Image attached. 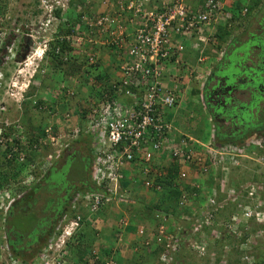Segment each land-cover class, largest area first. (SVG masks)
Listing matches in <instances>:
<instances>
[{
    "label": "built area",
    "instance_id": "1",
    "mask_svg": "<svg viewBox=\"0 0 264 264\" xmlns=\"http://www.w3.org/2000/svg\"><path fill=\"white\" fill-rule=\"evenodd\" d=\"M98 1L99 11L82 13L80 23L73 25V33L66 38L69 39L70 45L77 49L75 52L82 55L86 64L95 62L96 51H89L83 46L84 43L91 48L101 44L117 49L121 56L117 66V78L109 89L101 91L88 106V115L80 131L76 127H71L69 132H58V130L55 132L51 129L52 124H48L43 130L45 135L40 137L36 144L49 146L57 156L68 144L65 138H76L79 132L89 136L93 148L90 175L99 190L87 192L84 197L78 195L83 203L88 204L86 211L89 212L96 211L100 205L110 201L124 204L130 201L128 190L121 184L125 171L139 169L142 177L141 185L146 189H159L160 183L157 179L164 174V171L156 166L153 167V162L162 156L177 165L176 177L185 179L190 173L200 175L204 172L206 159L211 161L210 164H216L218 159L223 160L227 156L238 157L243 153L242 148L237 145L229 149L217 148L212 146L209 139L201 143L175 137L167 113L176 105L177 86L176 84L165 86L162 83L165 61L172 60L181 64L177 53L183 49L186 42L198 53H203L204 48L208 47L209 51L218 58L222 55L224 44L218 43L215 28L228 27L231 18L229 9L233 8L231 5L234 0ZM69 2L70 0H38V8L41 12L26 27L19 23L17 15H0V89L14 87L15 74L20 69L33 64L36 67L37 60L33 57L34 53L39 59L43 57V52L54 32L51 25L57 21L64 22L63 12L68 8ZM57 10L62 16L55 15ZM239 13L244 15L246 7H242ZM81 23L82 29L79 28ZM22 38L34 43L35 48L32 51L26 49L22 60H16L18 51L21 52L24 47ZM11 62L15 63L17 70L9 71L6 68ZM6 72H9L8 77L4 76ZM72 92V89H63V86H60L57 97H61V93L67 97ZM118 94L128 97L125 105H121L120 100L115 97ZM2 109L4 107L1 106L0 110ZM72 116V112L63 114L65 121H70ZM18 158L23 159L22 155ZM194 185L199 187L197 184ZM251 186V190H246V196L254 199V203L250 208L248 205L243 207L236 214L237 216H231V222L225 226L232 225L233 228L242 219L254 217L258 220L264 217V201H260L258 194L253 193L254 186H258L255 183ZM214 189L213 187L206 189L207 200L198 208L203 222L199 216H196L189 226H176L173 234L166 233L162 225L156 226L152 243L163 245V251L159 254L162 262L169 261L171 255L177 251L180 240H186L187 245L195 250L205 247L204 239L197 243L193 236L199 231L200 237L202 235L200 230L211 222L213 210L225 204L217 203ZM1 192L0 189V196L7 193ZM225 192L229 200H233L235 194L239 195L241 191L230 188ZM2 199L0 197V207L3 206ZM187 203L185 196L180 195L178 204L183 207ZM78 217L79 215L67 222L68 225L65 227L61 226V234L58 236L60 239L57 237V241L63 243L61 237L65 238L71 233L77 225ZM181 217L187 218L184 214H181ZM142 232V228L137 231L139 235ZM52 245H54L53 241L48 242L29 264L58 263L59 260H54L56 257H52L54 251ZM144 245H150V242L146 240ZM3 248L5 249L0 246V251ZM2 264L19 263L10 257L3 260ZM101 264H113V262L104 259Z\"/></svg>",
    "mask_w": 264,
    "mask_h": 264
},
{
    "label": "trees",
    "instance_id": "2",
    "mask_svg": "<svg viewBox=\"0 0 264 264\" xmlns=\"http://www.w3.org/2000/svg\"><path fill=\"white\" fill-rule=\"evenodd\" d=\"M2 1L3 0H0V13H5V4H3ZM81 1L83 0L70 1L69 4L71 9L66 14L64 13V22H58V25L53 32L52 38L48 42V48L44 56V58L47 57L46 65H44L46 70L48 69L49 73L47 74L53 77L55 83L61 82L60 86H63V89L71 87L73 88L74 85V92H72L70 96L76 94V90L78 92H81L80 88L82 87V85H80L79 83L73 84L70 75L77 73L78 70H82L84 73L87 72V69L84 68L85 62L82 55H79L77 52H75L77 49L72 47L70 45L69 39L66 38L67 35H71L73 33V25H75L76 23H80V15L83 13V11H86V7L83 5L87 0H84L81 7H77V5H75L76 3H80ZM24 3L29 13H27V11L24 9L23 11H20L19 15H26V13L29 15H33L41 12V10L38 8V0H25L23 1L22 5H24ZM92 3L93 0H90L89 4L92 5ZM231 6L233 8L229 9L231 12V18L228 27H222L217 32V35L219 37L218 39L220 41L223 42L227 39L225 47H223L222 55L219 60L216 61L212 66L209 75L204 80L202 90L198 91L194 88L192 89V94H196L197 96L199 95L200 102H202L204 109H207L210 115L214 132L211 143L212 146L217 148L225 147V149H229L237 145L242 148V151L244 153L248 152L253 156H258L261 150L257 148L258 150L256 149L255 153L253 151L250 152V148L253 150L255 146H253L252 143L244 142L250 136L256 135L257 132H262L264 130V85L260 82L264 81V48L261 49L262 47L260 45L251 44L249 49L250 52L245 53H243L242 50L237 51L235 50V48L242 47L245 41L248 40L247 37L253 34L252 31L247 32L252 23L256 22V25H258L257 28L262 27V29H264V0H234ZM242 7H246V13L244 15H241L239 13ZM74 8L75 10L78 9L80 11L74 14ZM88 10L89 9L87 8V11ZM55 15L57 17H60L61 14L59 10L55 11ZM261 22H263V25L260 26ZM79 25V28L82 29V23ZM242 25L243 29L240 31V35H235L234 30L239 29L240 27H242ZM241 35H245V38L243 40L239 39ZM256 35L264 40V31L263 33ZM234 44L235 46L233 48L231 45ZM83 46L87 47V44L84 43ZM231 51H236L235 53L232 52L235 59H225V56H227L228 54L230 55ZM252 53L254 54V58H248L247 55ZM231 65L233 66V68H235L233 72L227 71V69ZM240 66L247 68V71H245V68L240 69ZM236 68L240 69V75L238 72H236ZM39 76L40 74L38 73L34 75V82L39 79ZM104 76L105 75H100L98 73L95 74V79L97 82H101L106 89L107 76ZM230 78H232V82L229 81ZM199 81L201 80L199 79ZM34 82H32L30 87H34ZM67 85H69L70 87H67ZM60 86L58 87L60 88ZM101 89L103 88L91 87V89H89L90 94L88 95L90 97L97 98L100 94ZM87 91L88 90H86V92ZM238 93L241 96L247 94V97L243 96V99L235 97V94ZM31 94L32 93L30 90L26 91L24 94L26 98H24L22 101V104L25 105L23 111L29 110L32 106L35 108H38L39 106L40 108H43V106H41L42 102L40 100H35L36 102L33 103V105L30 104L31 100L27 99V97ZM117 96L115 97L119 99V97ZM64 100L65 98L61 101L64 102ZM52 102H56V98L52 99ZM246 105L249 108H245ZM52 110L53 109H51V111H48L50 118L54 117V115L51 116ZM242 111H245L250 119H245ZM71 112L72 114L74 113L73 110ZM35 115L37 114L35 113ZM87 115V109L83 108L81 110H78L77 119H70L71 123H69V121L66 123L65 126L68 127H65V131L69 132L71 127H76L80 131ZM37 125L35 126L38 127V129L34 132H31V130L30 132H27L25 131V129L23 131L19 129V133L21 134L20 136L22 137L21 139L26 145L25 147L20 142L18 137H13L10 135V133L13 132H3L2 134H0V137H2V142L0 143V177H4L5 179L0 181V189L2 191L6 190V192H8V197L11 199L10 203L8 204V208L4 211V215L1 220L2 230L0 236L3 239V243H5V246L8 247L9 251L11 252V257L16 259L19 264L31 263L33 259L36 258L41 248L43 246H46L48 242H52V240L57 236L58 233L55 228L57 226H60L58 225V219H61L65 213L69 214L72 217L77 216L78 212L76 211V208L78 206V203L80 202V204H82L80 208L82 206H85V203H83V201L78 198V195L84 197L85 193L87 192L99 190L95 183L92 181V177L90 175L91 172L89 171L90 162L93 157V148L91 146L92 142L90 141L89 136L82 135L81 132H79V135L76 138L69 137L67 139L68 144L64 149L67 150V153L65 154L63 163L60 166L55 167L57 159H52L51 161L40 160L37 164H35L37 170L39 169L40 171V176L34 178V183H32L31 185L26 184V186H12L13 183L10 181L16 180L15 177H17V174L20 173L19 171L23 166L22 163L26 164L27 162H29L31 164L33 159L38 154V150H40L42 147H47L44 145L36 144L38 143V139L40 137L42 138L45 135L43 130L48 125V122H43L42 124L38 123ZM51 129L54 130L53 126ZM7 134H9L10 137H8L9 135ZM12 147H14L16 153H20L23 155V161L21 163L17 162L16 153L10 155L9 158L4 157L5 153H12L10 151ZM76 160L80 162V170L83 175L82 177L75 176L73 178V176H70L69 173L66 174L62 170V167L64 164H68L69 167H71V162ZM206 161L208 162L209 159H206ZM232 163L233 159L231 160L229 159V157H225L223 160H216L217 166L206 163V170L204 172H201L199 176L203 177V183H206L205 185L207 186H210L211 182L218 179L219 177H223L225 181H227V175L230 172L229 166H231ZM236 166H239V163L236 164ZM11 168L14 170L13 172H11L12 174L9 175V170ZM177 169L178 167L173 161L168 162V167L166 168L164 175L160 179H157L161 185V195L159 197L158 204L153 205L154 208L162 209L163 215H169L171 218H176V216H179L180 212L177 211V208L181 209V206L178 204L180 195L183 194L187 202L190 199L198 198L202 200V202H204L205 200H207L208 196V194H206V190L198 189L194 184H191L189 179H178L176 177ZM123 174L124 177L121 178V184L123 186H126L127 190L129 191L131 189L130 183L132 182V177L128 176L129 172L125 171ZM208 175H212L213 178H207L206 176ZM56 179L61 180L60 185L53 182ZM62 182H66V186L61 185ZM255 182L256 181H254L252 184H254ZM235 184L236 189H238L240 182L237 181L235 182ZM59 186H62L61 189L63 190H61ZM22 189H25V192L21 194L20 192L23 191ZM229 189L230 188H228L227 190ZM248 189L249 186L247 185L246 187H244L243 184V188L241 189V191L243 193H246V190ZM37 191H46L48 193L54 192L52 195L48 194L43 197V203L38 208L39 212L41 213L39 216H37L36 213L33 212L32 208L35 200H37L34 196ZM234 191L236 190L234 189ZM239 196H241V194H235L234 198H237ZM261 197L262 196H258L259 200L264 201V197H262V199ZM128 200L132 202L129 201L126 204H117L127 206L132 205L133 203H135V194L130 193V195L128 196ZM101 206L102 205H100L98 208H100ZM144 207L147 210L146 213L138 215L134 211H132L129 214V221L126 220L125 222H123L122 220H119L120 224L116 226L126 228L124 229V231L133 230V225L136 222H141L147 216L151 220L150 222L153 224L151 217L155 210L150 209L147 205H145ZM82 211L83 209H80V215L77 218L76 227L63 243V246H65L64 249H67L70 254H72V252H76L78 254H80L81 252H86V250L89 249L90 244L94 240L93 238L95 232L91 227L88 226L89 222H87L88 220L86 219V217L87 215H95L98 210L89 212L88 210L86 211L85 208V212L82 213ZM50 212L52 214H50ZM212 213L213 214L210 217L211 220L215 218V215L220 214L219 208L214 209ZM13 216L20 217L23 221H30L31 226L27 231H25L23 228H21L20 224H18L16 221L14 222L11 220V217ZM59 222H61V220ZM157 225H154L155 229L151 237L148 238L145 233L143 234V232L142 234L138 235L141 238L140 242L136 245V248L132 250V253L128 260L125 261L120 257H106L105 260H110L113 262V264H152L153 261L155 262V264H168L174 262L176 256L175 253L177 251L173 254L169 253V255H172L169 261L165 263L162 262L161 259H159V254L163 251V247L161 244L158 245L153 243L151 244V247L149 245H144V242L146 240L152 238L156 234ZM215 225L218 227L221 226L217 225L216 223ZM259 225L261 228H264V224L259 223ZM23 233H27L29 240L26 242H23L21 239L20 235ZM243 235L244 237L242 238V240L245 239L247 233H244ZM71 238L75 241H72ZM29 246L34 247H30L29 249ZM103 254V251H97V253L93 252V257H95L94 264H101V261H104ZM137 254H139V256ZM121 260L124 261V263H122Z\"/></svg>",
    "mask_w": 264,
    "mask_h": 264
},
{
    "label": "rangeland",
    "instance_id": "3",
    "mask_svg": "<svg viewBox=\"0 0 264 264\" xmlns=\"http://www.w3.org/2000/svg\"><path fill=\"white\" fill-rule=\"evenodd\" d=\"M23 1L25 0H3L2 2L3 4H5L4 12L8 15L12 13H16V14L20 13V11H23L24 9L28 12L27 7H25V3L24 5H22ZM21 16L24 18L26 15L22 14ZM32 19L34 20V15H32L31 20ZM262 23L263 22H261L260 24ZM256 24H257L256 22L252 23L250 28L247 30V32L252 31L253 34L249 35L248 37L246 36L248 40L245 41L242 47H236L235 50L237 51L242 50L243 53L250 52L249 49H250L251 44L260 45L262 47L261 49L264 48V40H262L261 37L256 35V34L263 33V29L257 28L258 25ZM242 29H243V25L239 29L234 30L235 35L236 34L240 35L241 33L240 31ZM245 35L243 36L241 35L239 39L243 40L245 38ZM217 41L220 44L221 41L219 39H217ZM223 42L226 43L227 39ZM231 46L234 48L235 44ZM232 52L235 53L236 51H231V54L230 55L228 54L227 56H225V59L227 60L235 59ZM253 55L254 54L252 53V54L247 55V57L248 58L251 57V59H253L254 58ZM45 63L46 61L41 64V68H43L44 65H46ZM14 64H15L14 62L8 63L6 68L9 71H10V68L17 70L18 68L14 66ZM232 65L229 66L227 71L233 72V70H235V68H233ZM243 68L245 67L240 66V69H243ZM240 69L236 68L237 70L236 72L239 73ZM31 71L32 70L30 67L25 66L23 69H20L18 73L15 74L14 87L9 88V89L4 87L3 89H0V108L1 106L4 107V109L0 110V133L1 132L2 133L12 132V131H15V129L17 130L20 129L22 131L25 129V131L27 132H30V130L31 132H34L38 129V127H36L35 125H37L38 123L42 124L43 122H48V124L52 123V126L55 132H57V130L58 132H63V131L65 132V125L68 121L64 120L63 114L65 112H71L73 110L74 113H73L72 119L75 120L77 119L78 110H81L83 108L87 109L88 106L91 104V102L95 100V98L90 97L88 95L90 94L89 89H91L92 86H95L93 85V83L96 82V79L92 77V75L95 74V71L92 70L90 74H88L87 72L84 73L82 70H78L77 73L70 75L73 84L79 83L80 85H82V87L80 88L81 92H78L76 90V94L69 97L70 102H66V101L62 102L61 98L57 97L59 96V91H60V88L58 86H60L61 82L55 83L53 77L47 74L49 73L47 69V72H44V73L40 71L39 79H42V80L40 81L37 80L35 82L37 88L35 86L33 88L30 87L32 84V81L30 80V84H29L30 86L28 90H30L32 94L28 96L29 98L27 97V99L29 100L30 98L36 101L40 100L42 102L41 106H43V108L36 109L35 107L34 108L30 107L29 110L23 111L25 105L22 104L21 96H23L24 93L22 95V93L20 92L22 91V89H24V86L26 85V83L29 82V74L31 73ZM87 71H89V69H87ZM245 71H247V68H245ZM7 74H9V72ZM107 74L108 76H110L109 72H107ZM240 74L241 73H239V75ZM229 81L232 82V78H230ZM260 82L263 83L264 85V81H260ZM89 85H92V86H89ZM68 86L69 85H67V87ZM86 90L88 91L86 92ZM235 95H236L235 97L241 98V99H243V96L247 97V94L241 96L238 93ZM61 97L63 99L64 98L66 99L65 95L62 93H61ZM54 98H56V102L53 103L52 99ZM118 100H120L119 103L121 105H125L127 102L126 99L122 97H119ZM245 103H246V100H245ZM30 104L32 105L31 101H30ZM201 105H203L202 102H200L199 104L197 103L194 104V103H191L190 97L186 98V101L182 102L180 109L181 110L184 109L183 111L187 114L191 113L192 119L190 118L188 119L187 117V121H186L183 117H180L178 119L177 124L179 128V126H181L182 124L188 125L189 121H191L190 123H192L193 127L189 129L188 132L191 134H194L195 137L204 136V137H200L202 138L200 140H205L206 131L205 133H203V129H202L203 123H204L203 115H206L208 113V110L202 109ZM245 108H249V107L246 105ZM51 109H53L52 110V113L54 115L53 118L52 117L50 118L48 114V111H51ZM242 112L245 116V119H250V117H248V114L245 113V111H242ZM35 113L37 115H35ZM32 115H35V116H32ZM70 122L71 121H69V123ZM172 134L175 137H180L181 135L177 133H172ZM8 137H10V135ZM0 139L2 141V138ZM65 139H68V138H65ZM63 142L64 141H62V143ZM21 143L24 145V147L26 146L23 141ZM244 143H252L253 146H255V148L253 150L250 148V152L253 151L255 153L256 149L258 148L259 150H261V152H259L260 154L258 156H253L252 154L248 152L247 153L243 152V153H240L241 155L238 157L226 155L227 157H229V159L231 160L233 159V163L231 164V166H229L230 172L227 175V181H225L223 177L218 176L219 178L216 179L217 181L214 180L213 182H211L209 186V187L212 186L213 188H215L214 190H216V195L218 194L217 197L215 195L216 197L215 199L217 203L218 204L225 203L223 205V208L220 210V214L215 215L214 223H216L219 226L221 225V226L218 227L216 225H210L209 228H203L200 230L202 233L200 237H199V231L193 236V238L195 239L197 243H200L199 241L203 239L205 241L204 242L205 247L199 248V250H195L191 248L190 246H188L186 240H180L177 252L175 253L176 254L175 260L174 262L168 263V264H173V263L174 264H264V228H261L259 225V223L264 224V217L258 220H256L253 216H252L253 218H248L247 220L242 219L233 228H232V225L230 227L225 226V224L227 223L229 224L231 222L230 221L231 216L232 217L235 216L237 213H239L241 209H243V207L247 205L250 208L252 206L251 204L254 203L253 202L254 199H250V197L246 196L247 193H243L241 191V189L243 188V184L248 185L249 186L248 190H251L252 183L256 181L255 183L256 184L258 183L257 184L258 187L254 186L253 193L258 194L259 197L260 196L264 197V130L262 132H257L256 135L250 136L247 140H245ZM48 153L51 155L53 153V151H51L49 146L46 148L42 147L40 150H38V154L33 159L31 164L29 162H27L26 164L22 163L23 166L21 167V170L19 171L20 173H18L17 177H15L16 180L10 181L9 179V181L13 183L12 186L13 187H17L16 185L26 186V184L31 185L32 183H34L33 177L40 176V171L39 169L37 170L35 164H37L40 160L43 161V159L46 158V154ZM66 153H67V150H63V152L57 158H55L57 159L55 167H58L63 163V158ZM18 154L19 155L16 157L17 162L21 163L23 159L18 158L21 155L20 153ZM9 155H12V153L7 152L5 153L4 157L8 158ZM260 157H262V159H260ZM160 161H162L161 167H160V164L159 165L156 164L157 162H160ZM160 161H158L157 159L153 162L154 165L153 164L152 165L153 167L156 166L162 171H164L165 167L167 166L169 162L168 158L162 157ZM206 163L210 164L211 161H208V162L206 161ZM238 163H239V166H236V164ZM71 165L72 166L69 167L68 164H64L62 167V170L66 174L69 173V175L73 176V178L75 176L82 177L83 174L80 170V162L76 160V161L71 162ZM212 165L217 166V164H213V163ZM13 170L14 169L12 168L9 170V175L12 174L11 172H13ZM135 173L138 178H142L139 173V169H136ZM137 177H135L132 181L133 182L132 189L135 193H138L135 203H133L130 206L129 205L127 206V205L117 204L115 203V201H110L109 203L103 204L100 208H98L97 209L98 212L95 215H92V216L87 215L86 219L88 221L87 220L86 221L89 222L88 226L94 230L96 235L94 234V238H93L94 240L90 244L89 249L86 250V252H81L80 254L76 252H72V254H70L67 249H64L65 246H63L64 245L63 243L69 235L66 236L65 238H63V236L61 237V239L63 240V243H60L59 241L56 240V238L61 234V226L65 227L66 225H68L67 222H69L70 220H73L75 217H72L69 214L65 213L61 219H58V223H59L58 225L60 226H57L55 228L58 233H57V236L54 237V239L52 240L54 243V245H52V248H54L53 249L54 251H52L53 253L52 257L53 258L56 257L54 258V260L55 259L59 260L58 263L56 264H92V263L94 264L93 252L97 253V251L98 252L103 251L104 259L106 257H115V258L120 257L121 259L125 261L128 260L132 253V249L128 247L131 245L130 242L132 239L127 237L126 235L127 231H124L125 229L124 227H117L116 225L120 224L119 220L129 221V214L132 211H134L138 215L146 213L147 210L144 207L145 205H147L150 209L155 210V212L153 213L151 217L153 224L150 222L151 220L147 216L141 222H136L133 225V230H130L131 233L132 232L136 233V231L142 228V230L144 231L143 234L145 233V235L149 238L152 236L154 232V229H155L154 225H157V224L162 225L163 227H165L166 233L168 232L172 233V231L175 229V226L179 225L180 223L183 224L186 221H188V220H185L184 218L180 220L178 216H176V218L175 217L171 218L169 215H166V214L163 215L162 209L154 208L153 205H157L159 202V197L161 195L160 194L161 189L159 191H156L155 189H152V188L143 189L141 187V180L137 179ZM2 180H5L4 177L3 178L0 177V181ZM59 180L60 179H56L53 182H55V184L60 185L61 180L60 181ZM135 180H137L138 183H134ZM237 181L240 182V185H241V186L240 185L238 186V189H236L235 187L236 185L235 182ZM205 184L202 183L203 187L205 188L208 187ZM61 185L66 186V182H62ZM59 188L61 189L62 186H59ZM228 188L235 189L236 191L240 190L241 192L239 194H241V196L234 198L233 200H229L230 198L227 197V193L225 192ZM25 189H22L23 191L20 193L21 194L24 193ZM140 190L142 191L141 194H139ZM3 192H6V190H3L1 193ZM7 193L6 195L2 194L3 196H0L3 198L1 200V203H3V206L0 207V235H1V230H2L1 220L4 215V211L8 208V204L10 203L9 197L6 198V196H8ZM53 193L54 192L48 193L46 191L45 192L37 191L36 194H34L37 200H35L32 208H33V212H35L37 216L41 214L38 208L43 203V200H42L43 197L48 194L52 195ZM188 203L189 205L187 204L181 207V209L177 208V211L185 212L184 207L188 208V206H190L192 209H195L196 207L202 204V200H200L199 198L190 199ZM81 205L82 204H80L79 202L76 208V211L78 212L77 215H80V209H83L82 213H84L85 208H87L86 203L84 206L85 208L83 206H82L83 208L82 207L80 208ZM50 214L52 213L50 212ZM11 220L14 222L16 221L18 224H20L21 228H23L25 231H27L28 228L31 226L30 221H23L21 220L20 217H17V216L11 217ZM60 220L61 222H59ZM106 226L110 230H108ZM146 231H147V234H146ZM244 233H247V236L245 237V239L242 240V238L244 237L243 235ZM98 235H101V236L106 235V238L104 237L99 238ZM20 236L23 242H26L29 240L27 233H23ZM216 236H218V238ZM58 238L60 239V237ZM96 238H99L98 243L102 244V245H99L100 247L98 246L97 243H94ZM71 240L75 241L72 238ZM3 242L4 241L2 237L0 236V246L5 247V249L3 248L0 251V261H1L0 264H2L3 260L9 259L11 257V252L9 251L8 247H6L5 243ZM124 243H127L128 246L126 247ZM30 247H34V246H29V249ZM117 250H120L119 252L120 255L118 254ZM202 250H203V253H202ZM57 255L59 257H57ZM137 255L139 256V254ZM122 263H124V261H122ZM152 264H155V262L153 261Z\"/></svg>",
    "mask_w": 264,
    "mask_h": 264
},
{
    "label": "crops",
    "instance_id": "4",
    "mask_svg": "<svg viewBox=\"0 0 264 264\" xmlns=\"http://www.w3.org/2000/svg\"><path fill=\"white\" fill-rule=\"evenodd\" d=\"M98 3L97 1H93V5H92V9L93 11H99L98 9ZM221 27H216L215 28V37H217V39L219 38L217 35V32L219 31ZM222 44H224L223 47H225V43L221 42ZM220 43V44H221ZM178 57L181 61V64H177L175 62H173L172 60H168L165 61L164 63V71H163V75H162V83L165 86H171L173 84H176V93H177V101H176V105L174 106L173 109L170 110L169 113H167V117L170 120V123L172 124L173 127V133H177V134H182V135H187L188 137L192 138L194 141H198L201 143H205L208 141L211 142V139L213 137V127H212V122H211V118L210 115H208V113L204 116V123H203V133H205L206 131V137L205 140H200L202 138L200 137H204V136H200V137H195L194 134H191L188 132L189 129H191L192 123H190L191 121H189L188 125H181L178 128V119L180 117H183L186 121H187V117L188 119H192V114L191 113H185L183 110H181V104L183 101H186V98L190 97V101L191 103H200V99H199V95L197 96L196 94H192V89H197L198 91L202 90V86L204 84V80L207 78V76L209 75L212 66L214 65V63L216 61L219 60V58L221 57H217L215 56V54L211 53L208 49V47L204 48L203 53H198L197 50L191 48L190 44L188 42L185 43V46L183 47V49L177 53ZM120 53L117 49L113 48L110 49L109 47L105 46V45H101L99 47V60L95 65V69L97 72L99 73H107L109 72V78L110 81H114L117 77V71H116V67L115 65L119 62V58H120ZM199 59H202L201 61H199ZM105 65V66H104ZM198 77V78H197ZM199 78L201 79V81H199ZM74 87V86H73ZM66 102H70L68 99ZM201 108H203V105H201ZM180 109V110H179ZM205 110V109H204ZM208 115V116H207ZM175 119V120H174ZM211 136V138H210ZM165 157V156H162ZM162 157H160L158 159V161H160L162 159ZM161 162H157L156 164L160 166ZM168 165V164H167ZM134 174V173H133ZM192 178L193 176H197L196 181L199 183L201 189L203 190L205 187H203L202 183L203 181V177L202 176H198V175H191ZM207 178H213L212 175H208L206 176ZM191 178V179H192ZM190 179V181H191ZM193 180V179H192ZM134 183H138L137 180L134 181ZM209 187V186H208ZM207 187V188H208ZM141 190L140 193L141 194ZM138 193H136V197H137ZM135 197V199H137ZM126 229V228H125ZM128 229V228H127ZM147 234V231H146ZM127 237L131 238V242H130V246H128L127 243H124V245L127 247H130V249H135L136 245L140 242V236H138L135 232H132L129 230L126 232ZM98 237H104L105 236H101L98 235ZM99 238H96L94 243H97L98 246L102 245L99 242ZM96 244V245H97ZM117 246V245H115ZM100 247V246H99ZM120 252V250H118ZM118 252V254L120 255V253Z\"/></svg>",
    "mask_w": 264,
    "mask_h": 264
},
{
    "label": "clouds",
    "instance_id": "5",
    "mask_svg": "<svg viewBox=\"0 0 264 264\" xmlns=\"http://www.w3.org/2000/svg\"><path fill=\"white\" fill-rule=\"evenodd\" d=\"M71 1V0H70ZM94 2L95 1H97V2H99L98 0H93ZM82 2V3H81ZM80 3H76L75 5H79V7H81V5H83V2H84V0L83 1H81ZM70 3V2H69ZM90 3V0H89V2H88V0L84 3V5L83 6H85L86 7V11H83V13H88V12H95V11H93V9H92V5L91 4H89ZM85 7H84V10H85ZM87 8L89 9L88 11H87ZM99 8V7H98ZM70 9H71V7H70V4H69V6H68V8L63 12V14L65 13H67V12H69L70 11ZM74 10H75V8H74ZM80 10H78L77 9V11H75L74 12V14L75 13H77V12H79ZM28 13V12H27ZM6 13H0V15H5ZM39 14V13H38ZM38 14H33L34 15V17L36 16V15H38ZM11 16H14V15H17V17H18V19H19V23L22 25V26H24V27H26L30 22H31V17H32V15H29V14H26V16L23 18L21 15H19V13H12V14H10ZM64 16V15H63ZM58 22L59 21H57V22H53L52 23V25H54V26H52L51 25V28H53V30H55V28H56V26L58 25ZM49 33V32H48ZM41 37V36H40ZM21 42H22V45L24 46L23 48H22V51L20 52V51H18V57H16V59L17 60H22L21 58H23V55H24V53L26 52V49H30L31 51L35 48V44L33 43L32 44V42L30 41V40H28V39H21ZM222 42V41H221ZM220 42V43H221ZM101 46V44L100 45H96L95 47H90V46H88V47H85L86 49H88L89 51H96L95 53H96V57H95V62L93 63V64H86L85 63V65H84V68H86L87 67V69H89V71H87V73L88 74H90V72L93 70V71H95V74H98L99 72H97L96 71V69H95V65H96V63L98 62V60H99V47ZM47 48H48V46H47ZM47 48H46V50L43 52L44 54H43V57L42 58H38V57H35L36 56V53H34V55H33V57L37 60V65H36V67L34 66V64L33 65H30L29 67L31 68V73L29 74V82L26 84V86H24V89H22V91L20 92V93H22V95H23V93L25 94V92L28 90V88H29V84H30V80L32 81V82H34L35 81V79L33 78L34 77V75L36 74V73H38V74H40V71L41 72H47V70H46V68H45V66L43 67V68H41V64L43 63V62H45L46 61V59H47V57H45L44 58V56H45V54H46V51H47ZM110 49H113V48H110ZM36 51H38V49H35ZM84 59V58H83ZM42 62V63H41ZM85 62V61H84ZM46 64V63H45ZM118 64H119V62L115 65V67H116V71H117V66H118ZM12 69V68H11ZM10 69V70H11ZM8 72H6V73H4V76L5 77H8V75L9 74H7ZM95 74H93L92 75V77L95 79ZM100 75H105V76H107V84H106V89H109L110 87H111V85H112V82L113 81H111V82H109L110 81V78H109V76H108V74L107 73H99ZM104 76V77H105ZM117 78V77H116ZM37 80H41V79H37ZM201 80V79H200ZM115 81V80H114ZM93 85H95V86H92V85H89V86H92V87H102L103 89H105L104 87V85L101 83V82H95V83H93ZM107 85H108V87H107ZM34 86L37 88V86H36V84H35V82H34ZM70 89H72L73 91H74V87L72 88H70ZM103 89H101L100 90V92L101 91H103ZM70 96H67L66 97V99L64 100V101H66L68 98H69ZM117 97H122V98H124L125 96H123V95H121V94H118V96ZM21 98H22V101H23V99L24 98H26V96L25 95H23V96H21ZM62 98V97H61ZM118 99V98H117ZM62 100V99H61ZM13 133H10V135L11 136H13V137H15L16 136V133H17V129H15V131H12ZM0 134H2V132L0 133ZM0 138H2V137H0ZM2 142V141H1ZM13 148L14 147H12L11 148V152H12V154L14 153H16V150L14 149L13 150ZM51 149V148H50ZM52 151V150H51ZM63 152V150L57 155V156H54V154L52 153V155L51 154H46V158L45 159H43V161H51V159L52 158H57L61 153ZM19 154L18 153H16V157L18 156ZM22 155V154H21ZM9 157H10V155H9ZM8 157V158H9ZM22 158H23V155H22ZM169 161V160H168ZM161 167V166H160ZM168 167V165L165 167V170H164V173H165V171H166V168ZM136 169L137 168H135V170L133 171V170H131V172H129V177H132V181H133V179L135 178V177H137V175H136V173H135V171H136ZM89 171H90V168H89ZM134 173V174H133ZM177 174V173H176ZM194 173H190L189 174V176H188V178L187 179H191L192 178V176L191 175H193ZM164 175V174H163ZM162 175V176H163ZM194 175H196V174H194ZM161 176V177H162ZM199 176V175H198ZM160 177V178H161ZM200 177V176H199ZM33 178H35V177H33ZM159 178V179H160ZM196 178H197V176L195 177V176H193V180L191 179V184L192 183H194V184H197L199 187H198V189H201V187H200V185H199V183L196 181ZM137 179H140L141 181H142V178H138L137 177ZM132 183L133 182H131L130 183V187H131V189L128 191V193H129V195H130V193H133V194H135V197H136V193L133 191V189H132ZM128 185V184H127ZM141 187L143 188V189H146V188H144L142 185H141ZM125 188L127 189V187L125 186ZM209 188H211V187H206V188H204L203 190H206V189H209ZM148 189H150V188H148ZM161 189V185H160V188L159 189H155L156 191H159ZM202 190V189H201ZM216 198V197H215ZM136 200V199H135ZM130 202H132V201H130ZM188 205H189V203H187ZM187 204H185V205H187ZM202 204H203V202H202ZM201 206V205H200ZM200 206H198V207H196L195 209H190V206H188V208H186V207H184L185 208V212H180L179 213V219L180 220H182L183 218L181 217V214L182 213H184V215H186V217L187 218H184L185 220H188V221H186L185 223H183V224H179V225H177V226H185V227H187V226H189L192 222H194V220H195V217L196 216H199V207ZM223 207H221V208H219V211L222 209ZM193 211L195 212V214H191V212L193 213ZM199 218H201V220H202V222H203V218L201 217V216H199ZM211 220V219H210ZM214 220H215V218L213 219V220H211V222H210V224L208 225V226H206L205 228H209V226L210 225H215V223H214ZM123 222H125V221H123ZM201 223V222H200ZM125 225V224H124ZM175 228H176V226H175ZM144 232V231H143ZM137 235H139L138 233H137ZM153 238H154V236L152 237V238H150V239H148V241L150 242V247H151V244H153L152 243V241H153ZM44 247V246H43ZM42 247V248H43ZM41 248V249H42ZM41 251V250H40Z\"/></svg>",
    "mask_w": 264,
    "mask_h": 264
},
{
    "label": "flooded vegetation",
    "instance_id": "6",
    "mask_svg": "<svg viewBox=\"0 0 264 264\" xmlns=\"http://www.w3.org/2000/svg\"><path fill=\"white\" fill-rule=\"evenodd\" d=\"M261 25H263V24H260V26ZM264 27V26H263ZM261 29H262V27H260ZM263 31H264V29H263ZM30 100H31V103H32V105H33V103H35L36 101L34 100V99H31L30 98ZM33 107V106H32ZM34 108V107H33ZM38 108H40V106L38 107ZM37 109V108H36ZM21 134L19 133V130H17V133H16V137H18L19 138V140H20V142H22V137L20 136Z\"/></svg>",
    "mask_w": 264,
    "mask_h": 264
},
{
    "label": "bare ground",
    "instance_id": "7",
    "mask_svg": "<svg viewBox=\"0 0 264 264\" xmlns=\"http://www.w3.org/2000/svg\"><path fill=\"white\" fill-rule=\"evenodd\" d=\"M74 92V91H73ZM74 95V94H73ZM125 99H126V101L128 102V97H124ZM126 102V103H127ZM172 133H173V131H172ZM180 137H183V138H185V139H189V140H192V141H194L192 138H190V137H188L187 135H180ZM211 143H212V139H211ZM214 147V146H213Z\"/></svg>",
    "mask_w": 264,
    "mask_h": 264
}]
</instances>
